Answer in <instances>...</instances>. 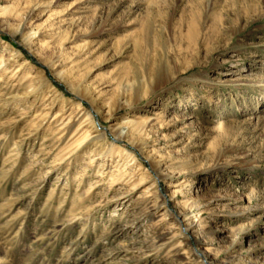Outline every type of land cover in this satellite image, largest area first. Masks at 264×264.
<instances>
[{"label": "rangeland", "instance_id": "374dc122", "mask_svg": "<svg viewBox=\"0 0 264 264\" xmlns=\"http://www.w3.org/2000/svg\"><path fill=\"white\" fill-rule=\"evenodd\" d=\"M0 264H264V0H0Z\"/></svg>", "mask_w": 264, "mask_h": 264}, {"label": "bare ground", "instance_id": "6f19581e", "mask_svg": "<svg viewBox=\"0 0 264 264\" xmlns=\"http://www.w3.org/2000/svg\"><path fill=\"white\" fill-rule=\"evenodd\" d=\"M200 257L204 259V260H202V262L206 261V258L203 257V255H200Z\"/></svg>", "mask_w": 264, "mask_h": 264}]
</instances>
